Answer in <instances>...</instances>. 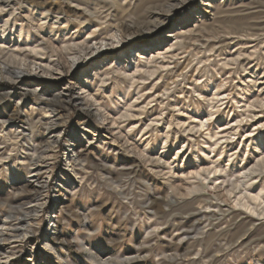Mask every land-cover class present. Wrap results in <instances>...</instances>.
Instances as JSON below:
<instances>
[{"label":"rangeland","instance_id":"374dc122","mask_svg":"<svg viewBox=\"0 0 264 264\" xmlns=\"http://www.w3.org/2000/svg\"><path fill=\"white\" fill-rule=\"evenodd\" d=\"M3 64L0 224L44 202L9 264H264V0H0Z\"/></svg>","mask_w":264,"mask_h":264},{"label":"bare ground","instance_id":"6f19581e","mask_svg":"<svg viewBox=\"0 0 264 264\" xmlns=\"http://www.w3.org/2000/svg\"><path fill=\"white\" fill-rule=\"evenodd\" d=\"M181 1H184V0H181ZM44 5H45V3H44ZM170 6L172 7L173 4L171 3ZM26 8L29 9L28 6ZM39 10L41 11V13H44L43 11H45V6H41ZM247 25H249V24H247ZM245 28H246V26H245ZM254 35H256V34H254ZM112 37H115V36L113 35ZM99 41L100 42L98 43L99 44L98 48L101 47L102 45H104V47H110L113 52H115V51L119 50V48H121V47H117L119 45V43L118 44H115V45H112L109 42L108 43L105 42V40H103V39L102 40H99ZM81 46H83V45H81ZM86 47H88V46H86ZM86 47H84V48H86ZM84 48L82 47L81 49H84ZM94 48L96 49L97 47H92V49H94ZM108 49H106V50H108ZM111 49H109V50H111ZM15 56H18V55H14L12 57H15ZM15 58H18V57H15ZM25 64H24V66H25ZM0 72L1 73L2 72L3 73H6V75H9L8 79L10 78L12 80H16V79H19V78L21 80V78H22L21 75L24 73L21 67L17 66V67L11 68L10 66H8V64H3V66L0 67ZM0 76L2 77V75H0ZM4 78L7 79L6 77H4ZM20 80H18V82ZM133 80H134V78L131 75L130 76V81L132 82ZM31 91H33V90H31ZM46 104L48 106V103H46ZM51 111L52 110H49L48 109V110L45 111L46 114L41 119H38L37 121H31V122H29V129L30 130H33L34 128H37V125L39 123L44 126V130L45 131H48L51 127H53V123L54 122H53V119H52V112ZM120 116H122V118L123 117H126V116L128 117L129 114L123 113L122 115L120 114ZM41 121H44V123H42ZM8 125H9L8 119L7 120L6 119H0V127L1 128L8 127ZM4 134L5 135L3 136V139L5 141L7 140V142H8V140H9L12 143L14 141L20 142V144L22 145V147H24V145L26 144V140H27V137H28L27 131L25 129H20L18 131L19 137H17V135H16L17 133H15V136L13 135L14 137H9L8 133H4ZM21 135H23V136H21ZM59 137H60L59 134L56 135L53 132L52 135H50L49 140L46 143H44V145H41V147L33 148L34 151L31 152V153H28L29 156H28V160H27L28 161L27 170L29 172V177L31 179L30 181L32 183H34V186H39V187L41 186L42 188H44V187L47 186V182L45 180H39L38 175L41 174V171H43V170L46 171L49 174V172H50V171H48L49 165L46 164V163H44V164L42 163L41 164L40 162L43 161V158L44 157H46V158L51 157L52 153H51L50 150L52 149V145L54 146L59 141ZM29 141L32 142L33 140H31L30 137H29ZM31 142H30V144L33 145V143H31ZM10 147H11V145H10ZM45 153H47V154H45ZM47 156H49V157H47ZM2 158L4 159L6 157H2ZM2 158H0V159H2ZM73 158H74L73 155H71L69 157V161L72 162V159ZM263 163H264V160H263ZM74 164H76V163H74ZM261 165H264V164H261ZM261 165L259 167H261ZM74 166H76V165H74ZM46 172H44V174ZM194 175H200V174H194ZM193 186H191L192 187L191 189H188V191H189L190 194L197 191L196 187H193ZM172 188H170V189H172ZM175 191H177V190H175ZM173 192L174 191H172V193ZM245 197L246 196L240 195L239 198H238V201L241 202L240 205H242L244 208L250 206V203L248 202V200L242 202V200H244ZM257 198H258L257 195H253V196H249L248 195V199L251 200V201H257L258 200ZM255 207H253V209H255ZM43 208H44V202H41L39 200H36L35 198L31 199V201H29L28 203H26L25 206L20 205L16 209H14L12 207L9 208V209L7 208V210H9L7 212H9V213H7V215H5V218L2 220V224H0V264H9L10 261L14 258L15 247L18 246L19 244H21L22 242H24L26 239L29 238L30 233L32 232V228L36 226V218L39 216V213L43 210ZM262 212H264V208H262ZM130 259H131L130 257H125L122 261L125 262V261H128Z\"/></svg>","mask_w":264,"mask_h":264}]
</instances>
